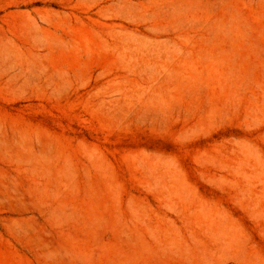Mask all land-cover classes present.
I'll return each mask as SVG.
<instances>
[{
    "label": "rangeland",
    "instance_id": "rangeland-1",
    "mask_svg": "<svg viewBox=\"0 0 264 264\" xmlns=\"http://www.w3.org/2000/svg\"><path fill=\"white\" fill-rule=\"evenodd\" d=\"M0 264H264V0H0Z\"/></svg>",
    "mask_w": 264,
    "mask_h": 264
}]
</instances>
